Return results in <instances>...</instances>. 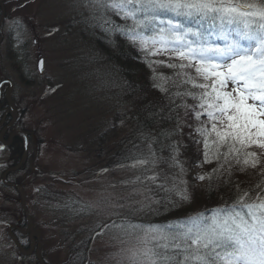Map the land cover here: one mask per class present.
Wrapping results in <instances>:
<instances>
[{
	"label": "rangeland",
	"instance_id": "obj_1",
	"mask_svg": "<svg viewBox=\"0 0 264 264\" xmlns=\"http://www.w3.org/2000/svg\"><path fill=\"white\" fill-rule=\"evenodd\" d=\"M77 3L0 0L5 7V16L0 14V85L13 83L16 109V121L3 135L8 144L0 149V264H40L38 259H23L10 236L11 227L25 223L20 193L2 179L17 162L8 149L14 131L30 134L27 166L15 171L12 180L26 192L27 209L42 236L45 264H117L120 249L136 241L124 237L127 243L121 244L119 230L102 225L124 217L140 223L154 203L147 185L128 183L140 175L137 170L107 169L114 154H108L107 146L100 156L102 135L113 144L129 129L121 121L115 126L121 109L110 98L108 69L91 51L89 32L80 29L88 13ZM8 90L3 84L1 98ZM5 127L0 125V135ZM14 231L17 242L32 246L29 234L21 233L18 239ZM88 247L89 258L76 260Z\"/></svg>",
	"mask_w": 264,
	"mask_h": 264
},
{
	"label": "snow or ice",
	"instance_id": "obj_2",
	"mask_svg": "<svg viewBox=\"0 0 264 264\" xmlns=\"http://www.w3.org/2000/svg\"><path fill=\"white\" fill-rule=\"evenodd\" d=\"M76 7L87 11L91 27L119 32L148 55H168L159 63L178 70L165 78L177 89L168 95L170 111L183 109L192 121L177 119V129L189 128L202 144L198 167L215 164L198 180L226 177L229 183L234 170L248 169L261 177L253 188L236 184L235 200L210 216L199 213L168 230L127 217L102 225L118 229L121 244L124 237L136 241L120 249L117 264H264V0H78ZM109 14L131 24H116ZM146 139L147 151L121 165L143 169L131 185L159 179L153 169L163 157L153 148L156 141ZM169 148V167L182 173L178 148ZM178 195L188 199L184 190Z\"/></svg>",
	"mask_w": 264,
	"mask_h": 264
},
{
	"label": "trees",
	"instance_id": "obj_3",
	"mask_svg": "<svg viewBox=\"0 0 264 264\" xmlns=\"http://www.w3.org/2000/svg\"><path fill=\"white\" fill-rule=\"evenodd\" d=\"M0 14L5 16V7L2 5H0ZM109 15L116 24H131V21H125L119 16ZM82 23L83 26L80 24V29L84 33L85 31L89 32L86 39L91 51L100 56L102 65L108 69L106 76L109 85L107 86L113 94L110 98H114L118 103L117 106L121 109L116 113L115 126L118 128V122L121 121L122 126L129 129L126 135L113 144L106 141L105 135L101 136L100 156H103L102 153H104L103 150L106 149V146L108 154L114 153L106 163V168L128 169L121 167V165L131 163L129 157L133 154L138 155L147 151L148 140L146 138L156 141L153 143V148L159 156L163 157L153 169L159 175V179L155 184L151 181L145 184L150 189L154 203L145 209L144 212L146 213L140 223L145 226H160L168 230V225H176L199 213L210 216L211 209L231 204L235 200L238 194L236 184H239L242 189H248L253 188L261 180V177L252 169L243 173L234 170L229 183L224 182L226 177L219 180L213 178L211 182L207 176L203 181L198 180L199 175H206V173L211 172L215 164H203L198 167L197 164L203 160L202 144L195 142L198 137H190L189 132L191 130L189 128L183 127L182 134L177 129V119H180L182 125L186 119L188 123H192V121L190 118L184 117L183 109L170 111L173 106L169 103L168 95L177 89L172 86L171 80L165 78L173 77L178 70L167 67L166 63H159V61L167 62L169 60L168 55H148L141 50L139 43L133 44L119 32L108 34L99 28L91 27L89 23ZM11 46L12 44H10V54L13 53ZM172 62L179 63L175 60ZM160 86L167 88L169 92L161 91ZM188 103L191 104L192 101L189 100ZM177 112L179 116H177ZM11 120L8 103L3 98L0 103V125L5 124L7 126ZM164 133L171 135L165 137ZM28 136L30 138L29 133ZM170 145H175L178 148V159L184 168L182 173L178 167H169ZM8 149L17 156V162L12 167L15 168L20 164L25 151L23 137H15ZM28 160L19 171L26 168ZM135 170L140 175L143 174V169ZM29 172L36 175L35 172ZM14 174L15 172H12L8 175V181L11 183H14L12 180ZM16 184L22 185L20 182ZM158 184L163 185V187H157ZM178 190H184L188 199H181ZM119 220L121 219L116 221ZM25 225L28 227L26 216L25 223L23 225L18 224V228H25ZM19 229L14 231L18 239L21 237ZM98 231L101 232V229ZM21 245L26 251L30 250L28 245L23 243ZM90 251L88 247L85 254L83 253L82 257L77 256L76 260H87ZM19 254L25 260L37 259L36 250L30 256L22 255L20 251Z\"/></svg>",
	"mask_w": 264,
	"mask_h": 264
},
{
	"label": "water",
	"instance_id": "obj_4",
	"mask_svg": "<svg viewBox=\"0 0 264 264\" xmlns=\"http://www.w3.org/2000/svg\"><path fill=\"white\" fill-rule=\"evenodd\" d=\"M42 61H43V66H41V62ZM44 68H45V62H44L43 59H41L39 61V64H38V70H39V72L41 74L43 73ZM3 84H8V86H9L7 99H8V103H9L10 109H11V114H12V118L13 119H12V122L9 124V126L4 129V131L2 132V134H4L7 129H9L10 127H12L14 125L15 121H16V111L14 109V105H13V102H12V93H13V90H14V85L9 80L3 81L1 83V85H0V97H1V87H2ZM15 136H21V137H23V139L25 141V151H24L23 157H22V159L20 161V164L17 167H15V168L8 169L3 174V178L2 179H3V183H4L5 186H7L9 188H14V189H16L20 193L22 207H23L25 216H26V218L28 220V229H27L26 232H24L21 229H19L17 226H13V227H11V230H10V236H11L12 240L16 243V246L19 249V251L22 253V255L29 256V255H31L35 251V248H36V257H37L38 261L40 262V264H45L43 258L41 257V245H42L41 238H42V236H41L40 231H38V230L35 229L34 221L31 218L30 213H29V211L27 209V205H26V192H25L24 188L21 185L14 184V183H10L7 180L8 175L11 172H14V171H17L18 169H20V167L24 164V162L26 161V158L28 156V145H29V137H28V134L25 133V132H22V131H15L11 135V137L14 138ZM1 139H2V136H1ZM13 229H19V231L21 233H27V234L30 235V238L32 240V246L30 247V250L29 251H26L22 247V245L19 242H17V240L15 239V237L13 235H11V231Z\"/></svg>",
	"mask_w": 264,
	"mask_h": 264
},
{
	"label": "flooded vegetation",
	"instance_id": "obj_5",
	"mask_svg": "<svg viewBox=\"0 0 264 264\" xmlns=\"http://www.w3.org/2000/svg\"><path fill=\"white\" fill-rule=\"evenodd\" d=\"M1 97H2V96H1ZM1 97H0V100L3 101V98H1ZM7 97H8V92H7L6 95L4 96V98L6 99V101H7V103H8V99H7ZM2 101H1V102H2ZM8 107H9V109H10L9 103H8ZM15 111H16V109H15ZM10 115H11V119H13V118H12V114H11V109H10ZM5 121H6V119L4 120V122H5ZM11 122H12V120H11ZM11 122H10V123H11ZM10 123H9V124H10ZM9 124H8V125H9ZM8 125H7V126H8ZM7 126H6V127H7ZM6 127H5V128H6ZM3 131H4V130H2V132H3ZM14 132H15V131H14ZM14 132H13V133H14ZM13 133H12V134H13ZM12 134H11V135H12ZM3 135H4V134H2V133H1V135H0V140H1V141L3 140ZM1 136H2V139H1ZM15 137H17V136H15ZM15 137L12 138L11 136H9L10 146L12 145V143H13ZM2 143H4V142L2 141ZM6 144H8V143H4V145H6ZM10 146H9V147H10ZM30 241H31V240H30Z\"/></svg>",
	"mask_w": 264,
	"mask_h": 264
}]
</instances>
